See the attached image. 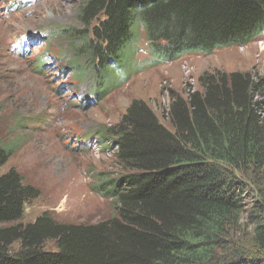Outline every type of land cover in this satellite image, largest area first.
Here are the masks:
<instances>
[{
  "label": "trees",
  "instance_id": "16d2710c",
  "mask_svg": "<svg viewBox=\"0 0 264 264\" xmlns=\"http://www.w3.org/2000/svg\"><path fill=\"white\" fill-rule=\"evenodd\" d=\"M81 2L79 16L91 33L85 28L80 40L91 65L49 46L44 59L61 61L77 83L93 74L97 96L115 85L119 69H138L130 63L129 71L126 63L140 24L154 67L245 45L264 33V0ZM200 81L202 93L174 97L166 113L170 127L144 100H133L117 124L97 132L100 142L116 147L123 171L100 173L92 185L110 199L104 219L66 222L44 212L20 222L40 190L17 169L0 175V264H192L208 249L194 242L217 243L225 218L241 208L246 187L239 174L264 171V79L223 71ZM12 154L0 146V167ZM257 236L264 247V222ZM235 259L211 264H264V258Z\"/></svg>",
  "mask_w": 264,
  "mask_h": 264
},
{
  "label": "rangeland",
  "instance_id": "374dc122",
  "mask_svg": "<svg viewBox=\"0 0 264 264\" xmlns=\"http://www.w3.org/2000/svg\"><path fill=\"white\" fill-rule=\"evenodd\" d=\"M81 3L0 0V146L13 150L0 175L17 169L25 184L40 190L39 197L26 202L23 223L44 212L66 222H97L110 215V199L93 193L88 184L97 183L100 173L123 174L116 147L99 144L95 136L85 145L83 138L117 124L133 100H144L170 127L166 113L174 97L202 93L201 77L224 71L251 72L264 79V34L246 46L186 55L154 67L140 24L126 63L129 71L130 63L138 69L132 68L131 74L119 69L115 85L97 96L92 92L93 74L77 83L72 72H61L57 59H44L49 46L66 58L78 55L80 63H90L80 40L85 28L89 37L91 33L79 16ZM239 176L246 187L240 210L225 218L217 243L193 241L208 249L192 264L236 260L240 255L246 261L264 258L257 236L264 222V171Z\"/></svg>",
  "mask_w": 264,
  "mask_h": 264
}]
</instances>
